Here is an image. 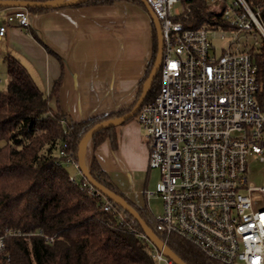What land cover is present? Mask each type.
Wrapping results in <instances>:
<instances>
[{
  "label": "built area",
  "instance_id": "built-area-1",
  "mask_svg": "<svg viewBox=\"0 0 264 264\" xmlns=\"http://www.w3.org/2000/svg\"><path fill=\"white\" fill-rule=\"evenodd\" d=\"M145 1L162 36L160 89L135 118L148 144V169L160 173L153 193L143 192L162 202L161 214L153 216L155 229L221 264H264V183L255 186L245 176L248 158L264 164V101L258 100L250 51L264 42L262 8L248 0H207L229 29H192L185 25L189 8L184 2L190 0ZM28 19L26 9L4 15L0 9V37L8 26L27 27ZM215 32L224 41L219 51L211 39ZM59 156L76 171L70 183L89 196H102L70 154L60 150ZM102 210L115 213L114 203L104 201ZM117 220L124 225V214ZM18 235L5 229L1 255H7L5 238ZM141 236L155 264H173Z\"/></svg>",
  "mask_w": 264,
  "mask_h": 264
},
{
  "label": "trees",
  "instance_id": "trees-1",
  "mask_svg": "<svg viewBox=\"0 0 264 264\" xmlns=\"http://www.w3.org/2000/svg\"><path fill=\"white\" fill-rule=\"evenodd\" d=\"M118 1L124 0H86L73 6L111 5ZM248 2L252 7L261 6L264 20V0ZM184 4L189 8L185 22L187 27L229 29L220 13L210 11L207 0H190ZM220 5L223 6L222 3ZM53 9L26 10L37 13ZM250 51L257 67L258 100L262 102L264 42ZM156 53L154 30L152 58L146 76L151 71ZM3 63L6 84L0 89V235L5 229L19 232L20 235L5 238L7 255L0 254V264H155L152 248L141 236L143 233L138 223L117 204H114L115 213L104 212V201H112L100 195L89 196L78 184L70 183L71 173L61 163L59 156V151L63 150L77 161V147L87 131L102 121L125 115L132 107L73 122L58 105L60 79L54 81L50 93L45 95L19 60L6 54ZM159 89L158 72L144 103L152 102ZM53 98L56 101L55 109L49 105ZM132 118H136V115ZM113 130L114 127L100 130L91 137L86 149L90 176L120 195L185 264H221L177 236H161L146 207L136 206L107 182L94 150L107 138L113 142ZM118 213L124 214V225L118 222Z\"/></svg>",
  "mask_w": 264,
  "mask_h": 264
},
{
  "label": "crops",
  "instance_id": "crops-1",
  "mask_svg": "<svg viewBox=\"0 0 264 264\" xmlns=\"http://www.w3.org/2000/svg\"><path fill=\"white\" fill-rule=\"evenodd\" d=\"M12 10L1 9V14ZM28 21L27 27L8 26L0 37L2 62L6 54L19 60L45 95L60 79L58 105L69 120L135 105L148 77L154 33L140 0L29 12ZM49 105L56 108L54 98ZM113 134V142L105 139L94 156L107 182L130 200L135 191L125 190L120 178L149 172L148 144L135 118L114 127Z\"/></svg>",
  "mask_w": 264,
  "mask_h": 264
},
{
  "label": "water",
  "instance_id": "water-1",
  "mask_svg": "<svg viewBox=\"0 0 264 264\" xmlns=\"http://www.w3.org/2000/svg\"><path fill=\"white\" fill-rule=\"evenodd\" d=\"M86 0H49L45 2L39 1H14V0H4L0 1V8L3 9H29V8H38V9H52V8H60L65 6H73L77 5L81 2ZM140 2L144 5L146 10L149 13V16L152 20L155 34H156V41H157V53L154 59L153 66L151 71L145 80L142 88V92L140 97L138 98L135 105L131 108V110L123 116L116 117L113 119L102 121L96 125H94L89 131H87L84 136L79 141L77 147V164L79 167L80 172L86 178V180L105 198L112 201L114 204L120 206L125 212H127L139 225L143 235L146 239L165 257L173 262V264H185L179 257L174 255L169 248L163 243L161 239H159L155 233L145 224L142 218L139 216L138 212L135 211L128 203L118 194L113 191H110L104 185L95 181L89 174L88 166L86 164V148L90 142L91 137L98 131L113 128L123 124L128 119L134 117L139 109L141 108L142 104L145 101L147 96V92L156 77L162 59V36H161V29L159 21L157 20L156 16L152 12L151 8L148 6L145 0H140Z\"/></svg>",
  "mask_w": 264,
  "mask_h": 264
},
{
  "label": "rangeland",
  "instance_id": "rangeland-1",
  "mask_svg": "<svg viewBox=\"0 0 264 264\" xmlns=\"http://www.w3.org/2000/svg\"><path fill=\"white\" fill-rule=\"evenodd\" d=\"M176 8L180 7V4L175 5ZM210 7V6H209ZM211 8V7H210ZM221 33H213L211 35L212 43L217 51L223 47L224 41L220 39ZM0 89H3L6 84V73L2 62V57L0 56ZM89 147V144L87 148ZM86 148V149H87ZM87 164V161H86ZM70 173L76 172L72 167H67ZM264 164L257 159L248 158L247 170L245 176L247 177V182L255 186H259L264 183ZM160 179V173L157 169H150L148 173L136 174L132 177L131 174H125L120 178L121 185L129 192L132 193L129 198L138 207H146L152 216H157L162 212V202L158 196L145 195L146 193H153L155 190V185ZM123 188V189H124ZM118 189L121 191L120 187ZM123 192V191H121ZM125 194V193H124ZM126 197L128 195L125 194Z\"/></svg>",
  "mask_w": 264,
  "mask_h": 264
}]
</instances>
